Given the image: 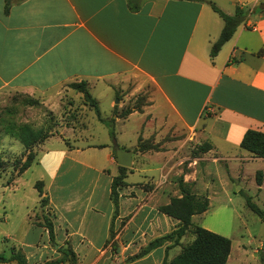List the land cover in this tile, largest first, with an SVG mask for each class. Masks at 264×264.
Instances as JSON below:
<instances>
[{
  "label": "crops",
  "instance_id": "1",
  "mask_svg": "<svg viewBox=\"0 0 264 264\" xmlns=\"http://www.w3.org/2000/svg\"><path fill=\"white\" fill-rule=\"evenodd\" d=\"M10 2L5 14L0 0V88L39 97L52 108L62 94H70L68 84L85 81L100 117L114 119L115 141L90 110L81 134L65 129L33 148L34 162L7 183L9 193L27 186L23 175L34 165V198L30 205L18 200L26 212L6 232V239L15 241L8 254L14 249L25 264H43L69 246L76 264H162L180 252L184 237L178 245L167 241L141 258H127L178 226L158 207L181 196L179 176L192 194L208 199V208L212 194H227L233 185L243 190L254 183L264 190V159L240 147L247 130L264 133V9L258 8L264 0ZM209 2L228 15L236 6L258 8L212 59L210 48L223 21ZM142 94L147 98L141 112L113 115ZM139 137L152 138L162 150L137 152ZM190 142L211 148L191 156ZM116 148L131 152V167L112 219ZM257 170L263 173L260 187ZM36 182H42L47 199L52 242L44 216L35 220L41 198ZM201 214L193 215L192 223ZM111 226L116 252L108 242ZM232 243L226 264L245 262V245Z\"/></svg>",
  "mask_w": 264,
  "mask_h": 264
},
{
  "label": "trees",
  "instance_id": "2",
  "mask_svg": "<svg viewBox=\"0 0 264 264\" xmlns=\"http://www.w3.org/2000/svg\"><path fill=\"white\" fill-rule=\"evenodd\" d=\"M130 3L132 4V1ZM131 4H129V7L134 9ZM209 4L213 11L216 12L223 21V27L220 35L210 48L209 55L212 59L215 55H217L222 45L231 38L237 27L243 23L250 14L257 12L258 8L236 6L234 13L232 15H228L221 11L214 3L209 2ZM10 6V0H5L3 8V12L5 14H8ZM67 87L82 95L84 103L94 111L98 121L107 127L109 136L114 142V119L110 118L109 120H105L100 117L97 103L89 93L87 83L85 81L73 82L68 84ZM116 97L117 99H120L118 94ZM146 98V94L137 96L133 105L125 107L120 112H118L115 108L113 115L118 118H124L131 112H141L142 106L146 105ZM36 103L37 102L35 100H29V105H34ZM1 130L6 135L18 141L26 152L24 160L18 164L17 176H19L34 162L35 153L33 148L36 145L42 143L47 135L44 133L43 129H33L27 124H22L19 126H13L9 123L3 125L1 124ZM240 147L251 153L253 157L264 159V133L255 129L247 130L241 139ZM210 148L211 146L209 144L203 143L191 153V156L207 152ZM160 150H162L160 144L154 143L152 138L146 140H143L141 137L138 138L136 149L137 152L144 153L147 151ZM4 163L5 162L0 158V168L4 166ZM127 172V168L118 167V175L113 177L110 185V200L113 204L112 219H114L118 213L119 190L126 185L124 178L126 177ZM262 176V171L257 170L255 173V182L258 187L262 185ZM176 181L181 196L170 198L168 204L158 207V211L177 220L178 226L170 233L153 239L146 246L142 247L136 254L128 257L127 260L141 258L151 250L161 246L167 241L173 242V245H178L180 240L186 234L191 233L194 236V239L186 245H181L180 252L171 260L164 259L162 264H226L231 249L230 239L204 229L200 226L193 225L191 221L193 215L204 213L208 209V199L205 196H196L192 194L189 189H186L183 184L182 175L179 176ZM10 182L11 181L7 183ZM35 188L41 197L40 205L44 207L47 203V199L42 196V182H36ZM239 193H241V190H239ZM246 205L260 218L264 224V212L259 209L257 205L251 202L250 197H246ZM43 227H45V229L48 231L49 240L51 242L54 241L53 224L49 218L44 217ZM108 242L110 243L112 251L116 252L118 245L114 240V231L112 226L110 228ZM58 251L61 254L59 258L47 261L43 264H63L65 262H69L70 264L77 263L76 255L69 246H61L58 248ZM10 261H14L16 264H25V257L21 252H16L14 249L11 250V253L8 256L4 253H0V263H6Z\"/></svg>",
  "mask_w": 264,
  "mask_h": 264
},
{
  "label": "rangeland",
  "instance_id": "3",
  "mask_svg": "<svg viewBox=\"0 0 264 264\" xmlns=\"http://www.w3.org/2000/svg\"><path fill=\"white\" fill-rule=\"evenodd\" d=\"M69 92L70 94H62L51 108L39 97L0 88V158L5 162L0 168V253L7 256L15 241L6 239V232L9 228L17 227L24 218L26 208L20 206L21 202L18 200L21 197L27 205L31 204L34 194H31L30 182L35 179L37 173L33 165L23 175V181H29L27 186L22 185L10 193L6 189L7 182H12L17 177L18 164L24 160L26 152L18 141L1 130V124H27L33 129H43L46 138L65 133V129L77 135L81 134V131L88 127V111L92 109L84 103L82 96H78L73 90ZM135 97L132 98L133 103ZM29 100H35L37 103L29 105ZM187 147L191 153L198 148L193 142ZM246 197H250L251 202L264 212V190L257 191L255 184L251 183L239 193L238 185H233L227 194H212L208 210L196 216L193 225L229 238L234 248L237 244H244L247 249L246 261L237 264H262L264 224L246 205ZM45 206L42 207L39 203L35 220H41L43 216L48 218L49 213ZM193 239L194 236L188 233L182 243L186 245ZM255 249H259L260 253L254 255L257 251Z\"/></svg>",
  "mask_w": 264,
  "mask_h": 264
},
{
  "label": "water",
  "instance_id": "4",
  "mask_svg": "<svg viewBox=\"0 0 264 264\" xmlns=\"http://www.w3.org/2000/svg\"><path fill=\"white\" fill-rule=\"evenodd\" d=\"M258 8L260 10L264 9V2H262ZM116 162L119 167L130 168L131 167V152L130 151H123L119 148L115 150ZM239 189V188H238ZM264 249V242L262 245Z\"/></svg>",
  "mask_w": 264,
  "mask_h": 264
}]
</instances>
